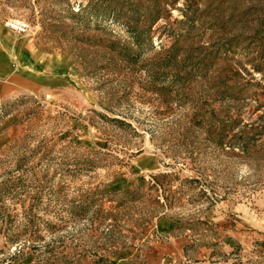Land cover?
I'll use <instances>...</instances> for the list:
<instances>
[{"label":"rangeland","instance_id":"rangeland-1","mask_svg":"<svg viewBox=\"0 0 264 264\" xmlns=\"http://www.w3.org/2000/svg\"><path fill=\"white\" fill-rule=\"evenodd\" d=\"M0 27L48 72L0 97V264H264V0H0Z\"/></svg>","mask_w":264,"mask_h":264},{"label":"crops","instance_id":"crops-1","mask_svg":"<svg viewBox=\"0 0 264 264\" xmlns=\"http://www.w3.org/2000/svg\"><path fill=\"white\" fill-rule=\"evenodd\" d=\"M12 45V37L9 32H5L0 27V97L19 95L30 91V87L23 85V79H33L39 81L48 74L41 65L33 63H23L25 56L20 53L15 54ZM181 245L175 246L178 256L172 254L167 258L159 259L160 256L148 259V264H216L208 261H192L186 258L184 250L181 252Z\"/></svg>","mask_w":264,"mask_h":264},{"label":"built area","instance_id":"built-area-1","mask_svg":"<svg viewBox=\"0 0 264 264\" xmlns=\"http://www.w3.org/2000/svg\"><path fill=\"white\" fill-rule=\"evenodd\" d=\"M23 25H26V26H27V23H25V22H24V23H23ZM21 28L23 29V27H22V26H21Z\"/></svg>","mask_w":264,"mask_h":264}]
</instances>
